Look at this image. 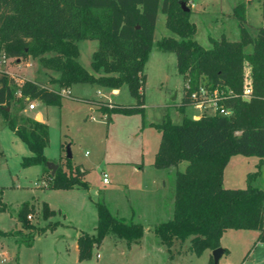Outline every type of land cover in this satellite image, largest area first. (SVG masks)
Instances as JSON below:
<instances>
[{
	"label": "trees",
	"instance_id": "obj_1",
	"mask_svg": "<svg viewBox=\"0 0 264 264\" xmlns=\"http://www.w3.org/2000/svg\"><path fill=\"white\" fill-rule=\"evenodd\" d=\"M191 0H0V55L21 62L38 58L46 70L58 73L50 84L59 89L76 83H96L112 89L126 85L135 99L132 105L85 99L95 110L107 117L112 113L139 114L145 123L144 65L152 49L158 12L165 14V26L175 37H162L156 43L164 52L176 56L177 71L184 79L180 111L200 100L199 88L232 93L218 103L231 111L201 113L198 119L184 116L173 123L168 113L161 122H149L160 139L154 155L155 168L177 167L185 161L183 170H176L173 213L161 222L153 233L169 249L175 241H189L188 249L195 255L220 246V238L228 229L256 230L255 243H264V187L247 185L226 188L222 185L224 168L235 154L256 156L258 166L264 164V26L252 36L246 28L245 3L237 2L233 16L238 21L239 39L228 40L223 34L211 38V47L204 48L194 38L196 25L190 20ZM182 4L188 7L184 10ZM264 19V0H261ZM78 40H96L91 54L89 72L77 60ZM252 46L251 52L244 47ZM248 67L252 91L242 98L244 70ZM196 94L197 98L191 95ZM46 105H60L62 95L39 82L24 79L15 82L0 72V116L9 129L29 148L22 167L40 165L47 173L51 189L87 187L82 178L86 169L74 166L71 158L57 164L54 174L43 150L48 144V127L44 122L19 116L25 98ZM17 106L16 112L12 107ZM0 211L6 209L1 201ZM32 206L21 205L17 219L22 228L34 225L27 216ZM95 233L78 235V260L89 259L108 234L122 239L128 246L144 235L141 223L113 216L106 205L96 203ZM44 215L53 211L42 205ZM52 228V227H51ZM42 227L39 233L45 232ZM20 233L0 230V236ZM33 234L25 241L31 246ZM226 249L224 248V253ZM207 264H213L212 256Z\"/></svg>",
	"mask_w": 264,
	"mask_h": 264
},
{
	"label": "rangeland",
	"instance_id": "obj_2",
	"mask_svg": "<svg viewBox=\"0 0 264 264\" xmlns=\"http://www.w3.org/2000/svg\"><path fill=\"white\" fill-rule=\"evenodd\" d=\"M240 1L246 6L245 26L254 36L257 28L264 26L261 0H193L189 2L190 20L196 25L193 38L204 48L211 47L210 37L219 38L222 34L228 40H238V21L233 16V7ZM168 36L178 38L166 28L165 14L159 11L152 49L144 65L147 75L144 124L139 114L112 113L107 117L85 100L109 99L115 104L132 105L135 99L126 85L115 93L112 88L96 83H76L71 86L69 94L62 97L60 105H46L35 100L36 107L32 110L28 109L25 100L19 116L34 118L36 113H40L48 127L44 155L49 162L62 164L68 149L72 164L80 170H87L82 178L87 182L86 188L51 189L48 187V174L41 176L40 165L22 167L23 157L29 156L31 151L0 121L1 201L6 204V209L0 211V230H20L16 235L0 236V264L208 263L212 250L195 255L188 249V240L175 241L168 249L153 233L156 225L172 216L175 173L183 170L186 162L161 169L153 166L160 133L148 123L161 122L165 113L173 123H180L184 116L200 117L203 112H214L212 107L200 110L193 105L184 111L178 109L184 79L177 71L175 54L161 51L156 45L159 39ZM76 44L78 62L96 74L90 62L97 41L78 40ZM244 51L251 52L252 46H245ZM0 69L15 82L24 79L39 81L59 90L57 84L49 82L53 74L58 73L44 69L38 58L29 57L21 62L7 58L1 61ZM12 110L16 112L17 106ZM257 163L256 156L232 155L224 168L222 185L244 188L250 184L263 188L264 164L258 166ZM138 164L142 168L134 170ZM103 173L107 175V182L102 181ZM25 202L32 206L27 216L34 225L32 229L22 228L17 219V213ZM97 202L106 205L115 217L141 223L144 235L138 243L128 246L124 240L108 234L98 247L93 248L89 259L78 260L76 240L84 232L95 233ZM44 203L53 211L46 216L42 209ZM42 227L47 229L39 233ZM31 234L32 245L27 246L25 241ZM256 236V230L228 229L223 232L220 247L226 252L217 264H264V243H255Z\"/></svg>",
	"mask_w": 264,
	"mask_h": 264
},
{
	"label": "built area",
	"instance_id": "obj_3",
	"mask_svg": "<svg viewBox=\"0 0 264 264\" xmlns=\"http://www.w3.org/2000/svg\"><path fill=\"white\" fill-rule=\"evenodd\" d=\"M5 59L7 58L4 55H0V65H1V61H4ZM0 72H3V71L0 69ZM251 91H252V84H251L250 71H249V68L246 67L244 70L242 98L249 99ZM57 92H59V94H61L62 96L69 94V90L66 88L59 89L57 90ZM231 93H232L231 91L218 90V89H215L212 92H208L205 90L203 86H200L199 88L200 100L193 106H195L197 109H200V110H203V109L205 110L208 107H212L214 112L218 110L219 113L223 115H228L231 113V111L223 108L221 105H219L218 102ZM191 97L197 98L196 94H192ZM25 100L28 102L27 106L29 109H34L36 107L35 100H30L28 97H26ZM102 181L107 182L106 173H103Z\"/></svg>",
	"mask_w": 264,
	"mask_h": 264
},
{
	"label": "water",
	"instance_id": "obj_4",
	"mask_svg": "<svg viewBox=\"0 0 264 264\" xmlns=\"http://www.w3.org/2000/svg\"><path fill=\"white\" fill-rule=\"evenodd\" d=\"M182 7L184 10H188V7L185 4H182ZM67 158H71V153L69 152L68 149H67ZM48 166L51 168V174L53 175L56 168H57V164L52 163V162H48ZM223 253H224V248H222L220 246L211 251V255L213 258V264L218 263V260L223 255Z\"/></svg>",
	"mask_w": 264,
	"mask_h": 264
},
{
	"label": "crops",
	"instance_id": "obj_5",
	"mask_svg": "<svg viewBox=\"0 0 264 264\" xmlns=\"http://www.w3.org/2000/svg\"><path fill=\"white\" fill-rule=\"evenodd\" d=\"M192 2H193V0H191ZM49 73V72H48ZM54 75V77H57L58 76V74H53ZM146 78H147V75H146ZM70 88H71V86L68 88V90H70ZM112 91L113 92H117L118 91V88L117 89H112ZM102 101H107V102H112V101H110L109 99H107V100H102ZM28 107V106H27ZM195 107V106H194ZM29 109V108H28ZM35 109V108H34ZM92 109V108H91ZM27 110V109H26ZM26 110H25V112H26ZM32 110V109H31ZM26 115H28L27 113H26ZM188 117H192V118H195V117H199V115L197 116V115H192V116H188ZM34 118H35V120H40L41 122H43V118H42V115L40 114V113H36L35 114V116H34ZM37 120V121H38ZM0 121L2 122V123H4L3 122V120H2V118H1V116H0ZM54 163V162H53ZM55 164H58V163H55ZM142 168V166L141 165H136V167H133V169L134 170H137V169H141ZM41 176H42V171H41ZM43 187V186H42ZM138 243V242H137ZM133 244V243H132ZM224 254V253H223Z\"/></svg>",
	"mask_w": 264,
	"mask_h": 264
}]
</instances>
